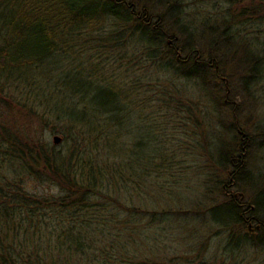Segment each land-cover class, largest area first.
<instances>
[{"label":"trees","instance_id":"16d2710c","mask_svg":"<svg viewBox=\"0 0 264 264\" xmlns=\"http://www.w3.org/2000/svg\"><path fill=\"white\" fill-rule=\"evenodd\" d=\"M155 1L0 0V264H202L159 253L187 175L169 125L201 118L180 78L198 85L212 71L230 92L232 21L224 19V41L207 31L203 54L191 30L179 45L167 24L181 16L180 0ZM156 4L165 10L155 14ZM255 13L249 4L238 12ZM249 53L242 94L261 67ZM55 134L57 144L46 136ZM253 136L238 126L216 151L209 211L236 228L247 218V231L264 235V195L246 166Z\"/></svg>","mask_w":264,"mask_h":264},{"label":"rangeland","instance_id":"374dc122","mask_svg":"<svg viewBox=\"0 0 264 264\" xmlns=\"http://www.w3.org/2000/svg\"><path fill=\"white\" fill-rule=\"evenodd\" d=\"M156 1L159 3L164 0ZM178 2L180 10L178 14L181 16L177 22L176 17H169L167 24L171 26V31L180 34L179 45L185 42V34L191 30L193 39L190 44L201 49L203 54L207 53L210 40L207 31L214 33L213 28H217L218 38L224 41L225 35L222 32L226 26L224 19L232 21L228 32L233 37L231 44L228 43L227 46L232 53L226 55L228 60L223 62L224 72L230 74L227 82L231 90L229 92L228 89L225 94L223 84L215 79L211 74L212 71H208L207 89L203 86L206 83L200 81L198 85L186 78L177 81V86L181 87L188 97L200 103L201 118L198 125L194 126L188 121V117L182 115L189 125L185 127L179 123L169 125L171 128L176 127L171 137L174 141L172 144L180 147L181 157H185L187 175L179 179V190L184 199L172 205V210L175 211L172 213L177 217L165 230L163 238L165 246L159 253L163 250L169 257H186L202 264H264V242H262L264 235L256 231L251 234L246 227L236 228L230 226L231 224L217 223L211 218L209 210L217 202L215 199L219 194L210 195L212 192L207 190L211 185L208 182L210 178L217 177L216 173H219L220 164L216 162L219 153L216 151L232 139L235 128L240 126L254 135L246 157V166L256 175V184L262 189L260 195H264V0H180ZM248 4L257 5L259 13L255 15L262 17L255 19L239 15L241 6ZM230 7L234 8L236 14L234 17L231 16V11H228ZM163 8L164 5L156 4L151 11L158 14L165 10ZM171 12L170 10L168 14ZM204 18L205 22H203ZM181 26L185 28L183 33L180 32ZM252 52L255 57L260 58L261 67L251 85V94H242L243 90L239 84L244 80V72L247 71L243 68L244 61L247 62V55ZM239 67L241 68L235 70ZM246 67L249 69L248 65ZM226 96L230 101H227ZM173 116L176 119L180 118L175 113ZM42 132L47 134L45 129ZM46 136L48 141L53 142V136ZM30 186L39 192L46 190L34 182H30ZM231 189L241 191L239 188ZM217 212L223 213L221 210Z\"/></svg>","mask_w":264,"mask_h":264},{"label":"flooded vegetation","instance_id":"af4514ba","mask_svg":"<svg viewBox=\"0 0 264 264\" xmlns=\"http://www.w3.org/2000/svg\"><path fill=\"white\" fill-rule=\"evenodd\" d=\"M244 218V217H243ZM247 219V218H246ZM246 219H244V221H246V228L250 231H252V229H253V227H252V221L251 220H246ZM254 222H256V224H260L261 223V221H259V220H254ZM259 228H260V226H259ZM259 228H257V229H259Z\"/></svg>","mask_w":264,"mask_h":264},{"label":"water","instance_id":"95a60500","mask_svg":"<svg viewBox=\"0 0 264 264\" xmlns=\"http://www.w3.org/2000/svg\"><path fill=\"white\" fill-rule=\"evenodd\" d=\"M52 139H53V142H54L55 144L59 143L60 140H61V138H60L59 135H54V136L52 137Z\"/></svg>","mask_w":264,"mask_h":264}]
</instances>
